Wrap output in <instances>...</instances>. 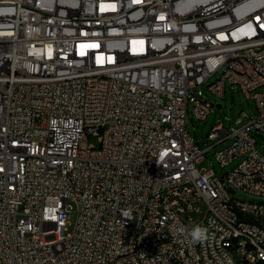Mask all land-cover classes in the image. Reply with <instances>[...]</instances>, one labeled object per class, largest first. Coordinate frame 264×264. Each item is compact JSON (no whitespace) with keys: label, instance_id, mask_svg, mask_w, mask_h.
<instances>
[{"label":"built area","instance_id":"obj_1","mask_svg":"<svg viewBox=\"0 0 264 264\" xmlns=\"http://www.w3.org/2000/svg\"><path fill=\"white\" fill-rule=\"evenodd\" d=\"M227 84L257 117L220 120L203 148L190 113L206 119L201 88ZM263 86L264 0H0V264H255ZM229 140L215 157L246 155L235 173L200 167ZM243 230L254 238L236 242Z\"/></svg>","mask_w":264,"mask_h":264},{"label":"rangeland","instance_id":"obj_2","mask_svg":"<svg viewBox=\"0 0 264 264\" xmlns=\"http://www.w3.org/2000/svg\"><path fill=\"white\" fill-rule=\"evenodd\" d=\"M221 73L222 69L212 75L209 79V82L217 79L221 75ZM201 89L204 94L206 96H209L214 103V108L206 119H196L195 117H193L192 113H190L189 116L188 129L190 133L195 137V139L199 142L201 147L206 148L214 143V140L207 138V135L211 131L212 127L220 120L224 121L227 126H230L237 120H239V123L241 124H246L251 118L257 117V106L255 100L252 97H248L244 91L238 88L237 85L227 84L223 96L210 91L206 85H204ZM260 90L264 91V86L261 87ZM189 107H192V103H190ZM251 132L256 138V146L258 150L262 154H264V131H257L256 128H253ZM230 142L231 140H229L222 146H216L209 149L205 153V159L200 164V167H204L207 170L213 169L214 172L219 176H222L226 172H230L246 157V155H241L237 157L233 162L223 167L216 159L215 153L219 148L226 146V144ZM89 143L93 144L96 147H99L101 144L99 141V136L92 135L89 138ZM233 196L241 200H262V198L260 197L253 196L243 191H237V193L233 194ZM70 205H72V209L68 217V232L72 231L77 219L76 206L74 203H70Z\"/></svg>","mask_w":264,"mask_h":264},{"label":"bare ground","instance_id":"obj_3","mask_svg":"<svg viewBox=\"0 0 264 264\" xmlns=\"http://www.w3.org/2000/svg\"><path fill=\"white\" fill-rule=\"evenodd\" d=\"M232 62H240L241 54H230V58H224L223 68H230ZM226 173H235V167ZM264 182V174H263ZM256 220H264V213H256ZM248 238H254V231L252 230H243V232L236 233V242L247 241ZM232 250H240V243H232ZM248 250L251 251V262L255 264H264V254L259 253L258 242H249ZM117 257H126V250H117ZM239 264V263H232Z\"/></svg>","mask_w":264,"mask_h":264},{"label":"clouds","instance_id":"obj_4","mask_svg":"<svg viewBox=\"0 0 264 264\" xmlns=\"http://www.w3.org/2000/svg\"><path fill=\"white\" fill-rule=\"evenodd\" d=\"M207 229L196 226L190 232V236L194 241H201L206 238Z\"/></svg>","mask_w":264,"mask_h":264},{"label":"water","instance_id":"obj_5","mask_svg":"<svg viewBox=\"0 0 264 264\" xmlns=\"http://www.w3.org/2000/svg\"><path fill=\"white\" fill-rule=\"evenodd\" d=\"M220 106V105H219Z\"/></svg>","mask_w":264,"mask_h":264}]
</instances>
